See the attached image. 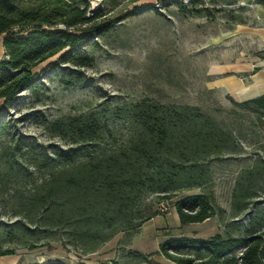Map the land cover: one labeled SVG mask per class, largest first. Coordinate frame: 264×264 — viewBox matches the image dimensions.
Wrapping results in <instances>:
<instances>
[{
	"label": "rangeland",
	"instance_id": "1",
	"mask_svg": "<svg viewBox=\"0 0 264 264\" xmlns=\"http://www.w3.org/2000/svg\"><path fill=\"white\" fill-rule=\"evenodd\" d=\"M173 1L183 3L186 10L182 12ZM89 7L124 15L106 34L38 65L33 70L38 81L16 100H0V164L13 151L21 171V177L10 182L0 175V243L13 252L0 256V264H176L158 252L170 238L242 237L247 214H233L231 194L240 169L264 143V127L251 107L240 108L224 94L202 87L211 79L213 62L242 60L259 47L264 37V0H90ZM2 39L0 60L5 58ZM69 55L91 61L74 66L65 62ZM139 102L197 106L240 131V153L211 160L209 184L189 192L210 195L216 215L181 225L173 204L187 192L174 193L167 200L163 194L147 192L136 205L140 226L117 233L94 253L69 243L64 229H36L34 235L8 242L4 227L16 219L15 190L27 192L40 179L29 163L71 148V141L60 138L53 124L95 113L112 132L108 146L118 145L133 128L117 110ZM255 206L264 207V195L251 203ZM26 241L37 248L28 250ZM241 252L239 247L233 255Z\"/></svg>",
	"mask_w": 264,
	"mask_h": 264
},
{
	"label": "trees",
	"instance_id": "2",
	"mask_svg": "<svg viewBox=\"0 0 264 264\" xmlns=\"http://www.w3.org/2000/svg\"><path fill=\"white\" fill-rule=\"evenodd\" d=\"M89 3L0 0V39L5 50L0 60V100H16L38 81L39 76L33 74L38 65L106 34L124 15L123 11H91ZM173 3L182 12L186 10L183 3ZM83 59L69 55L65 62L85 66L91 61ZM236 105L251 107L264 127V95ZM117 114H124L133 128L129 138L118 145L108 146L112 132L95 113L53 124L60 138L71 141V148L50 159L29 161L40 179L27 192L15 190L12 212L16 219L4 227L8 242L34 235L36 229H64L69 243L84 253H94L117 233L140 226L136 205L147 192L163 194L166 200L174 193L187 192L173 204L181 225L202 223L216 215L210 195L189 192L209 184L211 160L240 153V131L197 106L139 102ZM231 114L242 118L237 110ZM259 149L240 169L231 194L233 214H247L243 236L170 238L160 246L159 254L176 264H264V207H251L264 195V143ZM15 159L10 151L0 164V175L9 182L21 177ZM36 246L25 242L28 250ZM239 247L241 254L233 255ZM12 254L0 243L1 257Z\"/></svg>",
	"mask_w": 264,
	"mask_h": 264
},
{
	"label": "crops",
	"instance_id": "3",
	"mask_svg": "<svg viewBox=\"0 0 264 264\" xmlns=\"http://www.w3.org/2000/svg\"><path fill=\"white\" fill-rule=\"evenodd\" d=\"M257 45L259 47L253 50L252 55L242 60H223L217 64L213 62L211 73L208 75V79H211L203 82V90L222 93L228 102L234 103H243L263 96L264 37Z\"/></svg>",
	"mask_w": 264,
	"mask_h": 264
}]
</instances>
